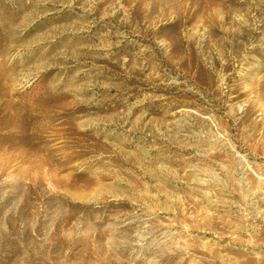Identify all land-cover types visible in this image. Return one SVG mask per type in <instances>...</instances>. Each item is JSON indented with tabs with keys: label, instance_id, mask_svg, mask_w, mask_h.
Listing matches in <instances>:
<instances>
[{
	"label": "rangeland",
	"instance_id": "obj_1",
	"mask_svg": "<svg viewBox=\"0 0 264 264\" xmlns=\"http://www.w3.org/2000/svg\"><path fill=\"white\" fill-rule=\"evenodd\" d=\"M0 264H264V0H0Z\"/></svg>",
	"mask_w": 264,
	"mask_h": 264
}]
</instances>
